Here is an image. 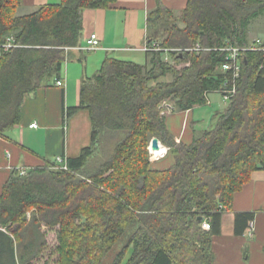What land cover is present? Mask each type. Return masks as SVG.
Masks as SVG:
<instances>
[{
    "label": "trees",
    "instance_id": "1",
    "mask_svg": "<svg viewBox=\"0 0 264 264\" xmlns=\"http://www.w3.org/2000/svg\"><path fill=\"white\" fill-rule=\"evenodd\" d=\"M114 1L60 0L20 17V0H0V135L19 123L26 95L46 78L61 80L68 50L82 37V11ZM262 15L264 0H188L177 20L158 1L146 26L147 46L160 49L147 51L143 65L104 59L82 80L79 105L66 109L65 117L88 112L90 145L65 161L66 170L11 172L0 194V264H104L116 246L109 264L127 252L126 264H214L211 239L223 212L264 168V52L243 53L234 79L221 69V49L250 45V25ZM7 38L13 47L4 51ZM196 46L201 51H189ZM168 75L171 82H160ZM226 83L236 92L214 127L177 144L162 103L186 111ZM152 138L174 160L166 170L151 168ZM106 139L110 151L91 167ZM251 219L236 214V233Z\"/></svg>",
    "mask_w": 264,
    "mask_h": 264
},
{
    "label": "crops",
    "instance_id": "2",
    "mask_svg": "<svg viewBox=\"0 0 264 264\" xmlns=\"http://www.w3.org/2000/svg\"><path fill=\"white\" fill-rule=\"evenodd\" d=\"M60 0H20L17 16H26L46 4ZM159 3L179 20L188 0H115L106 9L82 11L83 30L78 47L68 50L69 57L62 68L63 86L55 85V78H46L32 93L26 95L20 106L19 123L0 135V194L13 170H32L56 166V159L77 157L90 145L91 122L86 110H79L65 117L66 109L79 105L81 82L93 76L106 58L146 64L147 16ZM178 26L182 24L177 21ZM95 34L99 48L87 52L79 48L86 46L88 38ZM87 54V56H86ZM92 69H89V66ZM89 70L91 72H89ZM171 82V76L160 82ZM211 93L217 96L210 95ZM221 94L210 92L207 102L186 111L177 110L172 103L163 113L168 133L177 144L190 145L204 132L214 127L215 114L222 112ZM212 106L216 108L212 109ZM205 107V108H204ZM225 110V109H224ZM223 110V111H224ZM208 121L210 128L205 129ZM36 124V128L30 125ZM163 157L149 154L153 170L163 171L171 167L173 158L168 148ZM249 213L254 223L252 238L237 234L234 220L236 214ZM214 264H264V168L254 171L250 179L236 192L220 222V232L211 239Z\"/></svg>",
    "mask_w": 264,
    "mask_h": 264
},
{
    "label": "built area",
    "instance_id": "3",
    "mask_svg": "<svg viewBox=\"0 0 264 264\" xmlns=\"http://www.w3.org/2000/svg\"><path fill=\"white\" fill-rule=\"evenodd\" d=\"M13 47L12 41L10 38H7L5 44L2 46L4 51L9 50L10 48ZM99 48V40L97 38V36L95 34H92L88 40L86 41V46L79 48L80 50H85L87 52H94ZM160 48H157L156 46H152V47H145V51H154V50H159ZM222 51H225L227 53V57H226V63L224 65H222L221 69L222 71H232L233 72V78L236 79L238 77V74L240 72V57L243 53L248 52V51H259V52H264V45H263V40L260 38H256L254 39L250 45L246 46V47H232V46H227L223 49H221ZM167 51V50H164ZM189 51H201V49L196 46L192 49H189ZM55 85H57L58 87H62L63 86V81L62 80H57L55 82ZM229 84L226 83L224 88L216 91L219 94H221L224 102L228 103L230 101V99L232 98V96L235 94L236 92V88L235 86H231V88H227ZM207 95L208 93H205V97L207 99ZM206 103H208L206 101ZM163 107L167 106L165 104H163ZM164 113V112H163ZM162 113V114H163ZM31 128H36V124H32L30 125ZM149 150V154L153 155L154 158H158V157H163L165 154V151L163 152L162 150H158V151H152L150 149V146L148 148ZM65 160H63L62 158H57L56 159V164H57V168L59 170H66V164H65ZM27 171L25 170H20V174L24 175ZM201 227L204 231H209L210 230V225L208 221H203L201 224ZM254 233V223L253 222H249L248 226H247V230H246V235L249 238H252Z\"/></svg>",
    "mask_w": 264,
    "mask_h": 264
},
{
    "label": "rangeland",
    "instance_id": "4",
    "mask_svg": "<svg viewBox=\"0 0 264 264\" xmlns=\"http://www.w3.org/2000/svg\"><path fill=\"white\" fill-rule=\"evenodd\" d=\"M248 38H249L250 42H252L256 38H260L262 40L264 39V15H262L259 18H257L256 20H254L251 23L250 28H249V31H248ZM86 56H87V54H86ZM166 60H168V58H165V61ZM168 62H171V60L169 59ZM91 67L92 66L90 65L89 66V69H92ZM181 67H182V65H180V66L178 65L177 66V68H181ZM89 72H91V71L89 70ZM210 95L217 96V94H215V93H211ZM167 103L168 104H171L172 102L171 101L163 102L162 105H161V107H163V104H167ZM220 104H221V108H219V110L220 111H223L227 107V105H224L223 101ZM214 108H216V106L215 107L212 106V109H214ZM163 110L165 111L166 110V107H163ZM164 111L161 112V115H162V113ZM204 126H205V129L210 128V125H209L208 121H206V123L204 124ZM151 140H150V142H151ZM150 142H149L148 148L150 146ZM101 145H102L101 146V152H99L100 155L99 156H96L95 158H93V160H91L92 161V163L90 165L91 167H92V164H94L96 162L103 161V159L105 158L104 156H106L105 154L108 151H110V146L112 145V141L111 140L109 141V140L106 139L105 141H103V144L101 143ZM45 168L48 169V170H52V171L59 170L56 166H52V165H48ZM118 250H119V247L118 246L114 247V249L107 255V257H106V259L104 261V264H109L110 261L113 259L114 255L118 252ZM129 255H130V252H127L121 264H126V260L128 259Z\"/></svg>",
    "mask_w": 264,
    "mask_h": 264
},
{
    "label": "water",
    "instance_id": "5",
    "mask_svg": "<svg viewBox=\"0 0 264 264\" xmlns=\"http://www.w3.org/2000/svg\"><path fill=\"white\" fill-rule=\"evenodd\" d=\"M150 149L152 151H158L159 150V141L156 138H153L150 142ZM201 220V218H199Z\"/></svg>",
    "mask_w": 264,
    "mask_h": 264
},
{
    "label": "bare ground",
    "instance_id": "6",
    "mask_svg": "<svg viewBox=\"0 0 264 264\" xmlns=\"http://www.w3.org/2000/svg\"><path fill=\"white\" fill-rule=\"evenodd\" d=\"M159 149L161 150L162 149V147L159 145ZM155 152V151H154Z\"/></svg>",
    "mask_w": 264,
    "mask_h": 264
}]
</instances>
